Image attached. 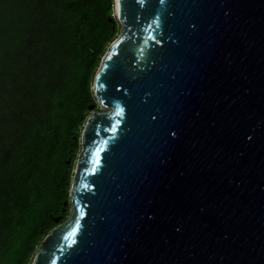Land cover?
Segmentation results:
<instances>
[{
	"label": "water",
	"instance_id": "water-1",
	"mask_svg": "<svg viewBox=\"0 0 264 264\" xmlns=\"http://www.w3.org/2000/svg\"><path fill=\"white\" fill-rule=\"evenodd\" d=\"M114 1L69 215L31 264H264V0Z\"/></svg>",
	"mask_w": 264,
	"mask_h": 264
},
{
	"label": "trees",
	"instance_id": "trees-1",
	"mask_svg": "<svg viewBox=\"0 0 264 264\" xmlns=\"http://www.w3.org/2000/svg\"><path fill=\"white\" fill-rule=\"evenodd\" d=\"M114 0H0V264H31L69 199ZM70 161V163H69Z\"/></svg>",
	"mask_w": 264,
	"mask_h": 264
},
{
	"label": "rangeland",
	"instance_id": "rangeland-1",
	"mask_svg": "<svg viewBox=\"0 0 264 264\" xmlns=\"http://www.w3.org/2000/svg\"><path fill=\"white\" fill-rule=\"evenodd\" d=\"M117 28H118V34H117V38L120 36V33H121V25L118 23L117 24ZM110 47V46H109ZM109 49V48H108ZM108 49H107V51H108ZM107 51L105 52V55H106V53H107ZM104 55V56H105ZM100 69V68H99ZM92 90H93V88H92ZM101 111H106L107 109H105V108H99ZM91 114V113H90ZM90 116V115H89ZM88 119V118H87ZM85 125H86V123H85ZM84 125V126H85ZM84 126L82 127V130H83V128H84ZM81 150H82V146H81V138H80V150L78 151V154H77V156H76V160H77V158H78V155L80 154V152H81ZM69 163H70V161H69ZM74 170H75V165H74ZM74 172V171H73ZM43 242V241H42ZM40 247V246H39ZM39 247H38V249H39ZM38 249H37V251H38ZM37 251H36V253H37ZM36 253H35V255L33 256V258H32V260H31V263L33 262V259L35 258V256H36Z\"/></svg>",
	"mask_w": 264,
	"mask_h": 264
},
{
	"label": "flooded vegetation",
	"instance_id": "flooded-vegetation-1",
	"mask_svg": "<svg viewBox=\"0 0 264 264\" xmlns=\"http://www.w3.org/2000/svg\"><path fill=\"white\" fill-rule=\"evenodd\" d=\"M69 200V199H68ZM66 206V205H65ZM65 210L66 211H64V213L66 214V219L68 218V215H69V211H70V205H67V208H65ZM62 216V215H61ZM61 216H59V217H61ZM59 217H57V218H59ZM64 217V216H63ZM65 219V220H66ZM65 220H63V222L65 221Z\"/></svg>",
	"mask_w": 264,
	"mask_h": 264
}]
</instances>
